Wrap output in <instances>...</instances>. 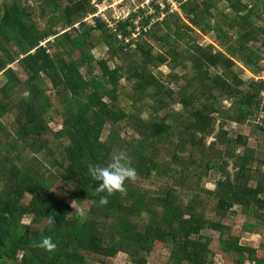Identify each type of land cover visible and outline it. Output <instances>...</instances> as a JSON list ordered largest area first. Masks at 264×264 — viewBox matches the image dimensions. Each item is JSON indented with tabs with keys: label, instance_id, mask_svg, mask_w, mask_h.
Here are the masks:
<instances>
[{
	"label": "trees",
	"instance_id": "1",
	"mask_svg": "<svg viewBox=\"0 0 264 264\" xmlns=\"http://www.w3.org/2000/svg\"><path fill=\"white\" fill-rule=\"evenodd\" d=\"M219 1H187L183 18L171 16L149 28L143 40L127 43L100 21H84L92 12L88 0H39L48 29L62 27L55 36L37 27L21 1L0 4V73L6 77L0 87V264H94L120 253L129 264H147L156 244L168 249L169 264H213L210 231L224 254L237 256L236 264H264L261 248L242 244L227 222L244 216L240 232L246 236L255 233L257 221L264 223V148L248 146L247 136L231 138L224 126L246 125L264 109L262 82L248 75L246 90L239 88V71L264 61V26L252 18H260L264 0L252 8L224 0L221 22L215 19ZM118 29L125 31L123 25ZM211 31L214 43L195 39L197 32ZM95 32L107 49L105 59L91 53ZM153 42L160 47L155 54ZM238 59L246 67H236ZM163 65L168 71L158 72ZM121 79L133 82L130 110L118 100ZM228 100L230 114L220 109ZM12 113L9 127L1 119ZM122 149L138 179L100 205L99 182L88 166L106 164ZM210 172L218 174L213 189L203 184ZM57 173L71 185L76 204L88 202L81 214L51 193ZM151 180L166 183L150 191L142 183ZM44 237L52 238L54 251L39 247Z\"/></svg>",
	"mask_w": 264,
	"mask_h": 264
},
{
	"label": "rangeland",
	"instance_id": "2",
	"mask_svg": "<svg viewBox=\"0 0 264 264\" xmlns=\"http://www.w3.org/2000/svg\"><path fill=\"white\" fill-rule=\"evenodd\" d=\"M4 1H12V0H0V4ZM23 3L24 6H28L29 10L31 12V18L32 20L36 23L37 27L39 29H47L51 32V34L53 36L58 35L62 30L61 26L55 27V28H51L48 29V16H46L39 7V0H19ZM202 0H197V2H201ZM243 4H246L249 8H252L254 6H256L258 3H256L255 0H242ZM216 7H218V13L217 16L215 18L218 22H221V12H227L225 10L226 8V4L224 2V0L219 1V3L216 5ZM61 12H59L60 14ZM260 18H256V17H252L253 21L255 23L256 26H264V9L260 12ZM210 14H212V11H210ZM212 16V15H211ZM215 16V15H214ZM207 19L212 20L211 17L208 16ZM223 20V19H222ZM212 22V21H211ZM163 30V29H162ZM164 31V30H163ZM195 35V39L199 42V43H204V42H210V43H214V33L211 31L208 34H204V33H200L197 32ZM95 40L94 43L96 44V46L92 49L91 53L93 54L94 58L96 60L99 59H105L107 58V49L106 47L100 42V35L98 32H95ZM98 39V40H97ZM143 40V39H141ZM145 40H149V38L145 37ZM148 43H151L150 41H148ZM154 44V49H153V53H157L160 49L159 45L155 44V42H153ZM183 46H185L183 44ZM183 46L177 47L178 50H180ZM258 46V43H251L249 45V47L251 49H257L256 47ZM135 58L139 59L140 55L139 53L135 52ZM262 55V54H261ZM75 56L76 53H75ZM241 65L243 67H246L244 65L243 59L237 61V66L241 68ZM108 66L112 67V62L109 61L108 62ZM189 66V65H188ZM10 67L12 68V70L16 73V75L22 80H24L26 78L24 72L22 71V69L20 68V66H18L17 63H12L10 65ZM258 68H255V70L252 69H242L241 71H239V76L241 78V80H243V84L239 86L240 89H245L247 85L249 84V79H247L249 76V74H253V75H262L264 76V61H260L259 65L257 66ZM180 73L183 70L181 68L177 69ZM86 70L84 69V72ZM168 71V67L167 65H163L162 67H160L159 71L160 73H165ZM187 71H189L187 69ZM158 72H155V75L159 76ZM95 73L98 74L99 73V68L96 67ZM247 74V75H246ZM6 81V77L0 73V87L4 84V82ZM132 83L133 82H127L124 79H121L120 81V88H122V92L121 95L119 96L118 100L121 103V105L123 106L124 109L130 110L132 108V102L130 101V99L128 98L127 94H130L132 92ZM45 87H46V93L49 95L52 104L54 107L59 108V105L57 103V99L54 95L53 89H51V84L49 82H47V80H45ZM21 89H24V87H20ZM24 90H23V94H24ZM232 104L231 100L225 101L223 103V107H221L220 109L226 110L227 112H230L227 108L228 106H230ZM180 108V105H174L173 106V110L177 111ZM260 113H255L253 114V116H251L249 118V121L246 125H238L234 122H225L224 126L225 129L228 131V134H230L229 136L231 138H235V136H247V138H249V140L247 141V145L250 147H254L256 144H259L261 147L264 148V132H261L260 130H258L256 127L258 126V122L262 120V117H260ZM144 117L147 116V113L143 114ZM14 118V113L9 114L7 116H5L4 118H2L1 120L6 124V126L11 127L12 125V120ZM228 120V119H227ZM50 127L54 130H57L59 128V125L54 124V123H49ZM104 134H106V131H104ZM125 135H128V132L125 133ZM213 140V137H209L207 139V143L211 142ZM63 143V142H61ZM233 144V141H232ZM54 148V147H53ZM188 148L185 149V151H183L184 154H187ZM239 152V150L237 151ZM54 155L58 156V154L56 153V151H54ZM206 155L210 156L211 154H207ZM25 158H30L31 155L28 153H24L23 155ZM164 156V155H163ZM40 157V156H39ZM162 158H166L167 157H162ZM41 162L46 163L44 158H41ZM168 162V161H167ZM262 170H264V165L261 167ZM53 171V170H52ZM57 178L55 180H53V184H52V190L51 193L55 196V198H57L58 200H62L67 202L68 204H70V206H72V208L78 212L79 214L82 213L83 210H86L88 208V202H81L80 204H76L73 199H71V197L69 196L70 192L72 191V187L69 183H67L62 177L59 176V173H57ZM218 178V174L214 173V172H210L209 177L207 180H204V186L207 187L208 189H213L215 186V181ZM164 183V181L162 180H151V181H146L143 182L142 185L147 188L150 191H154L156 189H158L160 186H162ZM29 196L25 197L24 201H28ZM73 202H74V206H73ZM214 201H212L211 205H213ZM210 205V206H211ZM211 215V214H210ZM245 221L244 216L241 215H233V217L229 218L227 220V222L229 224L232 225V231L235 234H239L241 239L240 242L244 245H248V246H254V247H260L263 251V253H259V256H264V223L257 221L255 226V233L246 236L245 234L241 233L240 231V227L242 225V223ZM250 221V220H249ZM23 224H28L29 223V219L27 217L22 218L21 221ZM207 234H210L213 237V242L210 245L211 250L213 252V259L212 262L213 264H236V258L237 256L235 254H224L220 248L219 245L217 243V233L215 232H207ZM244 235V236H243ZM169 251L166 247H163L159 244H156L154 246V248L152 249L151 253L149 254V256L147 257V264H169ZM9 264V263H7ZM94 264H129V261L126 257V255L120 253L118 255H116L115 257H113L112 259H110L108 262H94ZM243 264H252L251 262L245 260Z\"/></svg>",
	"mask_w": 264,
	"mask_h": 264
},
{
	"label": "built area",
	"instance_id": "3",
	"mask_svg": "<svg viewBox=\"0 0 264 264\" xmlns=\"http://www.w3.org/2000/svg\"><path fill=\"white\" fill-rule=\"evenodd\" d=\"M92 12L88 13L84 21L94 25L96 20L105 24L117 38L124 40H139L149 28L157 23L168 20L171 16L183 18L182 6L190 0H88ZM124 26L125 31L118 29ZM255 82H262L264 76L249 74ZM261 106H264V91L261 94ZM262 109V108H260ZM260 117L264 118V109L260 110ZM258 125L264 127L263 121Z\"/></svg>",
	"mask_w": 264,
	"mask_h": 264
},
{
	"label": "clouds",
	"instance_id": "4",
	"mask_svg": "<svg viewBox=\"0 0 264 264\" xmlns=\"http://www.w3.org/2000/svg\"><path fill=\"white\" fill-rule=\"evenodd\" d=\"M88 172L93 180L99 182L95 188V195L99 197V204L106 205L108 198L117 192L126 191L125 182H135L138 179L137 170L132 166V160L125 150L113 151L106 164L89 165ZM106 193V195H101ZM74 206V202H73ZM39 247L46 251H54L56 244L51 237H44Z\"/></svg>",
	"mask_w": 264,
	"mask_h": 264
}]
</instances>
